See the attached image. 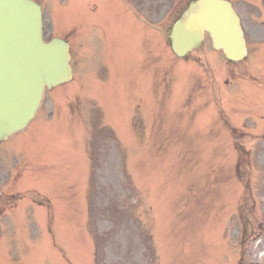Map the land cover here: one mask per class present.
Here are the masks:
<instances>
[{
	"label": "rangeland",
	"instance_id": "obj_1",
	"mask_svg": "<svg viewBox=\"0 0 264 264\" xmlns=\"http://www.w3.org/2000/svg\"><path fill=\"white\" fill-rule=\"evenodd\" d=\"M128 1L136 21L123 0H43L75 78L0 144L39 193L0 264H264V87L232 85L245 63L210 36L176 58L169 34L193 0ZM40 202L51 222L31 220Z\"/></svg>",
	"mask_w": 264,
	"mask_h": 264
},
{
	"label": "water",
	"instance_id": "obj_2",
	"mask_svg": "<svg viewBox=\"0 0 264 264\" xmlns=\"http://www.w3.org/2000/svg\"><path fill=\"white\" fill-rule=\"evenodd\" d=\"M206 29L229 58L244 56L239 17L225 0L191 5L171 34L176 54L200 46ZM71 78L69 44L61 38L44 41L41 6L32 0H0V141L26 127L45 87Z\"/></svg>",
	"mask_w": 264,
	"mask_h": 264
},
{
	"label": "flooded vegetation",
	"instance_id": "obj_3",
	"mask_svg": "<svg viewBox=\"0 0 264 264\" xmlns=\"http://www.w3.org/2000/svg\"><path fill=\"white\" fill-rule=\"evenodd\" d=\"M264 5V4H263ZM241 15H242V13H241ZM243 16V15H242ZM243 20H244V16H243ZM244 22H245V20H244ZM244 31H245V35H246V38H248V41H249V43H252L253 42V40H252V38H254L253 37V35L252 34H249L248 33V31H247V27L245 28V24H244ZM256 38H260L257 42H259V41H264V27H262V28H259V32H258V34L256 35ZM252 40V41H251ZM249 53H250V56H251V58L252 57H256V54H257V52H254V50L251 48L250 49V51H249ZM2 157H1V155H0V199H2V195L3 196H5V195H7V194H10L11 196H13V195H15L14 193H7L6 191H7V189L8 188H10V187H8V188H6L5 187V189H4V187H3V185L4 184H7L8 183V178H9V176H7L6 174V176L8 177H5L4 176V173H3V165H4V161L2 162ZM11 168L14 170V172H15V174L13 175V177H11V182H12V184H16V181H17V179H18V170H19V166H18V162L17 161H12L11 162ZM1 187H3V188H1ZM3 211H4V209H3ZM1 213H2V204H0V216H1Z\"/></svg>",
	"mask_w": 264,
	"mask_h": 264
}]
</instances>
